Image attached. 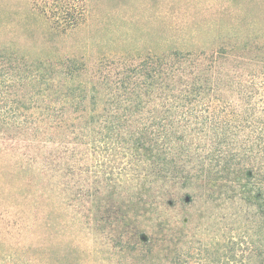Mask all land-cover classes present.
Returning <instances> with one entry per match:
<instances>
[{"label": "trees", "instance_id": "obj_1", "mask_svg": "<svg viewBox=\"0 0 264 264\" xmlns=\"http://www.w3.org/2000/svg\"><path fill=\"white\" fill-rule=\"evenodd\" d=\"M32 4L51 34L87 21V0ZM218 35L138 60L0 51V155L19 158L0 264H264V23Z\"/></svg>", "mask_w": 264, "mask_h": 264}, {"label": "rangeland", "instance_id": "obj_2", "mask_svg": "<svg viewBox=\"0 0 264 264\" xmlns=\"http://www.w3.org/2000/svg\"><path fill=\"white\" fill-rule=\"evenodd\" d=\"M87 5L85 24L57 35L51 34L50 24L33 8L32 0H0V51L16 50L29 58L138 60L160 47L170 51L178 42L218 41L225 26L264 23V0H87ZM18 159L14 154L0 155V164L8 170ZM176 212L180 214V208ZM75 239L82 246L88 244L83 236Z\"/></svg>", "mask_w": 264, "mask_h": 264}]
</instances>
